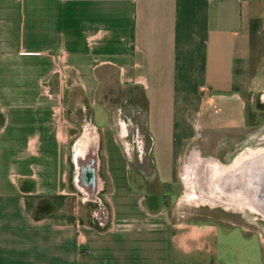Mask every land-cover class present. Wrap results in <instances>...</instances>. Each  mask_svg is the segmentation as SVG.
Listing matches in <instances>:
<instances>
[{"label": "crops", "instance_id": "obj_1", "mask_svg": "<svg viewBox=\"0 0 264 264\" xmlns=\"http://www.w3.org/2000/svg\"><path fill=\"white\" fill-rule=\"evenodd\" d=\"M109 72L144 105L139 174L98 101ZM260 143L264 0H0V264H264L260 233L173 220L133 175L173 187L183 157L228 165ZM93 152L108 212L29 211L70 195Z\"/></svg>", "mask_w": 264, "mask_h": 264}, {"label": "rangeland", "instance_id": "obj_2", "mask_svg": "<svg viewBox=\"0 0 264 264\" xmlns=\"http://www.w3.org/2000/svg\"><path fill=\"white\" fill-rule=\"evenodd\" d=\"M108 83L103 85L98 92V101L102 103V107L105 111L109 112L114 118H119V121H123L122 127L120 123H113V135L116 138L117 144L120 149L126 152H130V158L133 161L132 166L136 168L134 172H138L139 168L143 170L149 169L150 164H137V150L145 148L147 138L141 137L139 131L143 130L142 112L144 110L143 102L139 98V92L131 88L123 87L117 83L115 76L112 72L108 74ZM106 86L109 89H105ZM77 95L76 102L80 101L81 97L79 92H75ZM133 97V98H132ZM138 103V104H137ZM90 108L84 109V114L87 116L90 113ZM122 128V129H121ZM143 136V135H142ZM142 138V144L140 142ZM250 149L262 147L264 143L253 145ZM96 152L101 149V146ZM137 153V154H136ZM95 152L88 159H85L78 167L77 179H74L75 166L69 165L67 176L69 181L70 195L67 196H54V197H28L26 199V205L31 213L38 214H50L58 222L73 220L76 216V212L83 215L86 219L91 212H108V205L104 202V194L102 188L95 182L94 177L90 176L92 171V163L96 159ZM187 158V159H186ZM185 159V161H184ZM195 157H183V162L180 164V179L179 182L173 187L169 185L159 184L156 182L155 175L152 172L142 175L141 179L137 173H133L136 182L142 181V188L145 194H160L163 196L164 210L169 213L173 220H191V221H212L223 227H228L231 224H237L250 231H256L260 233L261 238L264 241V219L260 217L256 212L246 209L239 205H231L219 200L210 199L205 196V193H200L202 188L198 187L196 182L192 179H187L185 174V168L193 166L195 169H201L203 160H197ZM195 162V163H194ZM96 168V167H95ZM100 170V169H99ZM140 172V171H139ZM138 172V174H139ZM101 176V171H98ZM94 174V173H92ZM86 175L88 178H86ZM157 180V179H156ZM105 189V188H104ZM200 196V197H199ZM101 204L99 203V199ZM170 199V200H169ZM198 202V203H197ZM82 217V218H83ZM83 218V219H84ZM233 248H246L239 247L238 242H233ZM264 244V242H263ZM246 248V250H248Z\"/></svg>", "mask_w": 264, "mask_h": 264}, {"label": "bare ground", "instance_id": "obj_3", "mask_svg": "<svg viewBox=\"0 0 264 264\" xmlns=\"http://www.w3.org/2000/svg\"><path fill=\"white\" fill-rule=\"evenodd\" d=\"M190 165L184 169L186 178L202 188L200 193L210 199L245 207L264 219V148L239 155L228 165L211 159H203L204 167L198 170L195 164Z\"/></svg>", "mask_w": 264, "mask_h": 264}, {"label": "built area", "instance_id": "obj_4", "mask_svg": "<svg viewBox=\"0 0 264 264\" xmlns=\"http://www.w3.org/2000/svg\"><path fill=\"white\" fill-rule=\"evenodd\" d=\"M54 57H55V60H56L57 64L59 65L61 60H62V54L61 53H56L54 55Z\"/></svg>", "mask_w": 264, "mask_h": 264}, {"label": "trees", "instance_id": "obj_5", "mask_svg": "<svg viewBox=\"0 0 264 264\" xmlns=\"http://www.w3.org/2000/svg\"><path fill=\"white\" fill-rule=\"evenodd\" d=\"M52 197H54V196H52ZM34 214H35L36 217H42V216L50 215V214H38V213L37 214L34 213Z\"/></svg>", "mask_w": 264, "mask_h": 264}, {"label": "flooded vegetation", "instance_id": "obj_6", "mask_svg": "<svg viewBox=\"0 0 264 264\" xmlns=\"http://www.w3.org/2000/svg\"><path fill=\"white\" fill-rule=\"evenodd\" d=\"M238 156H239V155H238ZM238 156H237V157H238ZM240 156H241V155H240Z\"/></svg>", "mask_w": 264, "mask_h": 264}]
</instances>
